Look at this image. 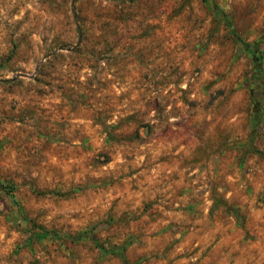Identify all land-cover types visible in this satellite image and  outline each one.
I'll list each match as a JSON object with an SVG mask.
<instances>
[{
  "label": "rangeland",
  "instance_id": "obj_1",
  "mask_svg": "<svg viewBox=\"0 0 264 264\" xmlns=\"http://www.w3.org/2000/svg\"><path fill=\"white\" fill-rule=\"evenodd\" d=\"M0 264H264V0H0Z\"/></svg>",
  "mask_w": 264,
  "mask_h": 264
},
{
  "label": "trees",
  "instance_id": "obj_2",
  "mask_svg": "<svg viewBox=\"0 0 264 264\" xmlns=\"http://www.w3.org/2000/svg\"><path fill=\"white\" fill-rule=\"evenodd\" d=\"M243 47H244L247 51H249V52L251 53L253 63H254V64L258 63V62H259V59H260V57H261L260 51L257 50V49H250V48H249V44L246 43V42L243 43Z\"/></svg>",
  "mask_w": 264,
  "mask_h": 264
}]
</instances>
